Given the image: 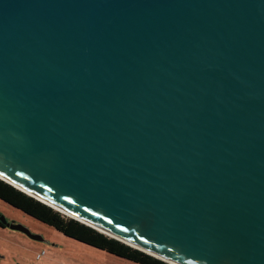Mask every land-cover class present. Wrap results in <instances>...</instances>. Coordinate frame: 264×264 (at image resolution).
Returning <instances> with one entry per match:
<instances>
[{
    "label": "water",
    "instance_id": "obj_1",
    "mask_svg": "<svg viewBox=\"0 0 264 264\" xmlns=\"http://www.w3.org/2000/svg\"><path fill=\"white\" fill-rule=\"evenodd\" d=\"M0 179L168 263L264 264V0H0Z\"/></svg>",
    "mask_w": 264,
    "mask_h": 264
},
{
    "label": "rangeland",
    "instance_id": "obj_2",
    "mask_svg": "<svg viewBox=\"0 0 264 264\" xmlns=\"http://www.w3.org/2000/svg\"><path fill=\"white\" fill-rule=\"evenodd\" d=\"M0 213L10 224L25 226L37 238L0 226L2 264H138L66 237L1 199Z\"/></svg>",
    "mask_w": 264,
    "mask_h": 264
},
{
    "label": "trees",
    "instance_id": "obj_3",
    "mask_svg": "<svg viewBox=\"0 0 264 264\" xmlns=\"http://www.w3.org/2000/svg\"><path fill=\"white\" fill-rule=\"evenodd\" d=\"M0 199L66 237L138 264H168L71 217L0 179Z\"/></svg>",
    "mask_w": 264,
    "mask_h": 264
},
{
    "label": "flooded vegetation",
    "instance_id": "obj_4",
    "mask_svg": "<svg viewBox=\"0 0 264 264\" xmlns=\"http://www.w3.org/2000/svg\"><path fill=\"white\" fill-rule=\"evenodd\" d=\"M1 214H2V213H1ZM0 226H1V227H7V226L3 225L1 222H0ZM22 233H23V232H22ZM0 264H2V263H0ZM4 264H10V262L6 261V263H4Z\"/></svg>",
    "mask_w": 264,
    "mask_h": 264
},
{
    "label": "bare ground",
    "instance_id": "obj_5",
    "mask_svg": "<svg viewBox=\"0 0 264 264\" xmlns=\"http://www.w3.org/2000/svg\"><path fill=\"white\" fill-rule=\"evenodd\" d=\"M171 264H174V263H172V262H170Z\"/></svg>",
    "mask_w": 264,
    "mask_h": 264
}]
</instances>
